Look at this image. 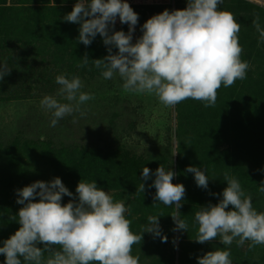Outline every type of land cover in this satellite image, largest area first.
Wrapping results in <instances>:
<instances>
[{
    "label": "rangeland",
    "instance_id": "rangeland-1",
    "mask_svg": "<svg viewBox=\"0 0 264 264\" xmlns=\"http://www.w3.org/2000/svg\"><path fill=\"white\" fill-rule=\"evenodd\" d=\"M175 1L172 9L186 8V3L179 7ZM76 2L46 0L0 12V65L7 63L11 68L0 81V247L20 227L15 217L23 205L16 202L17 190L58 177L73 193L72 197L63 196L61 203L78 200L75 189L81 180L92 182L105 177L100 174L107 168L108 159L102 152L110 145H121L125 156L114 164L125 166L119 176L123 181L109 185L96 181L97 187L108 192L114 202L125 203L133 234L145 229L149 216L163 215L159 225L168 238L162 242L151 233H142L141 244L132 249L140 264H197V257L216 249L230 250L232 264H264V245L249 250L250 241L243 246L235 240L230 246L222 245L220 237L203 244L195 241V213L201 206L215 205L222 199L227 187L225 174L237 179L252 196L253 207L264 213V193L259 191L264 183V40L253 26L259 17L264 29V0H223L218 5V10L233 13L241 25V60L250 67L244 80H237L231 87L221 86L215 106L208 108L192 99L165 107L154 94L123 91L118 74L105 79L102 69L95 68L91 61L108 55L102 37L97 34L85 46L78 41L80 25L63 19ZM132 9L138 14L132 34L135 43L142 36L146 20L160 12L143 6ZM110 31L127 33L128 25L121 24L117 17ZM117 51L112 48L113 54ZM84 56L89 59L88 65L78 67ZM62 74L69 79L78 76L83 84L81 91L95 98L81 105L84 115L75 112L52 127L51 112L42 108L40 101L51 95L66 102L57 96L60 86L56 77ZM36 97L41 99L35 101ZM67 127L75 140H63L68 133L63 136L60 129ZM64 142L89 149V153L71 165L76 176H71L67 168L61 178L57 171L63 169V160L53 151ZM161 165L176 173L173 184L185 187L179 212L189 225L187 232L174 231V206L154 200L156 190L151 185ZM188 166L206 169L207 190L196 185L193 174L185 171ZM143 167L153 173L147 181L141 177ZM140 183L145 185L143 193L138 190ZM37 247L43 245L38 243ZM54 248L60 250L58 245ZM0 264H5L3 254Z\"/></svg>",
    "mask_w": 264,
    "mask_h": 264
},
{
    "label": "clouds",
    "instance_id": "clouds-1",
    "mask_svg": "<svg viewBox=\"0 0 264 264\" xmlns=\"http://www.w3.org/2000/svg\"><path fill=\"white\" fill-rule=\"evenodd\" d=\"M222 3L223 0H187L183 10L165 9L146 20L142 36L135 43L132 34L138 14L126 0H77L63 19L80 25L78 41L85 46L97 34L102 37L108 55L91 60L92 64L102 69L105 79L118 74L123 80V91L154 94L169 108L188 99L200 101L208 108L215 106L221 86L231 87L237 80H244L250 67L241 60L243 49L238 38L241 25L233 13L218 10ZM117 17L121 24L128 25L127 33L110 31ZM253 26L264 40L259 17ZM113 47L118 50L115 54ZM88 63V57L84 56L78 67ZM10 71L7 63L0 65V81ZM56 84L60 86L57 96L66 102L51 95L40 101L41 107L51 112L52 127L75 112L84 115L81 105L95 98L81 91L83 84L78 76L69 79L58 75ZM185 171L193 174L198 187L207 190L206 169L188 166ZM152 175L149 168L143 167L144 181ZM175 175L161 165L155 170L151 186L156 190L155 201L174 206L171 214L174 231L187 232L189 225L179 212L186 190L183 184L172 183ZM225 181L222 199L215 205L201 206L195 213L198 225L195 241L203 244L220 237V243L226 246L234 240L238 246L250 241L249 250L264 245V213L253 207L252 196L245 193L237 179L225 174ZM138 190L143 193L145 185L140 183ZM75 191L78 200L62 204V197H72L73 193L58 177L17 190L16 202L23 205L15 217L20 227L0 247L5 264H140L132 249L133 245L141 244L142 233H151L167 242L159 225V217L163 215L149 216L145 229L133 234L131 221L126 219L129 209L123 201L114 202L95 181L81 180ZM259 191L264 193V183ZM229 206L231 209L226 210ZM38 243L43 247H37ZM57 245L60 250L54 248ZM45 253H48L46 260ZM230 255V250L216 249L197 257V264H232Z\"/></svg>",
    "mask_w": 264,
    "mask_h": 264
},
{
    "label": "trees",
    "instance_id": "trees-1",
    "mask_svg": "<svg viewBox=\"0 0 264 264\" xmlns=\"http://www.w3.org/2000/svg\"><path fill=\"white\" fill-rule=\"evenodd\" d=\"M187 0H176V4L177 6L181 7V4H185L186 3V6H187ZM139 6H143V7H146L147 9L151 10V11H158V12H162L164 11L165 9H167L169 12L173 11L174 9L171 8L170 5H130L131 8H136V7H139ZM183 10V8H182ZM18 60V58H17ZM15 62H18V61H15ZM13 63H14V60H13ZM41 98L39 97H36L34 98L35 101H39ZM61 131V134L64 136V133L67 131L71 132L69 130V127H67L66 129L62 128L60 129ZM75 140L76 137L75 135H71V133H68V135L66 137L63 138L64 141H72V140ZM45 142V141H44ZM65 145H59V146H56L54 148V151L53 153L54 154H57V158L58 157H61L62 160H63V169L60 168L57 173L59 174V176L61 178H63V175H64V170L67 169V172L72 176H76L77 173H73L72 171V167L71 165L73 163L76 162L77 158H82L84 157L85 158V155H87L89 153V149L88 150H85L84 148L79 149L77 147H75L74 145H72V143H65ZM35 150V149H34ZM36 151H39V148L37 147L36 145ZM124 152H125V149H122V146L121 145H114V146H109L108 148H106V150L103 153V155H106L107 156V168L105 170H103V172H101L100 176L101 175H104L105 177L103 179H101L100 177L98 179H96L97 182H102L103 185H109L110 183H115V184H120L122 181H123V178L119 177L120 174H122L124 172V168L125 166L123 164L121 165H116L114 164V162L116 160H120V159H123L124 158ZM52 153V155H53ZM77 154V155H76ZM77 156V157H76ZM89 157V155L87 156ZM89 160V159H88ZM89 162H93V161H89ZM92 167H95L94 163L92 165ZM96 168V167H95ZM113 178H115V180H113ZM100 180V181H98ZM95 181V182H96ZM99 184H97L98 186ZM36 199V198H35Z\"/></svg>",
    "mask_w": 264,
    "mask_h": 264
},
{
    "label": "crops",
    "instance_id": "crops-1",
    "mask_svg": "<svg viewBox=\"0 0 264 264\" xmlns=\"http://www.w3.org/2000/svg\"><path fill=\"white\" fill-rule=\"evenodd\" d=\"M46 0H0V12L13 11L15 7L41 4Z\"/></svg>",
    "mask_w": 264,
    "mask_h": 264
},
{
    "label": "built area",
    "instance_id": "built-area-1",
    "mask_svg": "<svg viewBox=\"0 0 264 264\" xmlns=\"http://www.w3.org/2000/svg\"><path fill=\"white\" fill-rule=\"evenodd\" d=\"M129 5H173L174 0H126Z\"/></svg>",
    "mask_w": 264,
    "mask_h": 264
}]
</instances>
